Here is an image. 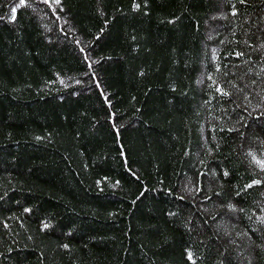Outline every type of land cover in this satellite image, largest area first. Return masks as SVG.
<instances>
[{
  "label": "trees",
  "instance_id": "obj_1",
  "mask_svg": "<svg viewBox=\"0 0 264 264\" xmlns=\"http://www.w3.org/2000/svg\"><path fill=\"white\" fill-rule=\"evenodd\" d=\"M0 264H264V0H0Z\"/></svg>",
  "mask_w": 264,
  "mask_h": 264
},
{
  "label": "snow or ice",
  "instance_id": "obj_2",
  "mask_svg": "<svg viewBox=\"0 0 264 264\" xmlns=\"http://www.w3.org/2000/svg\"><path fill=\"white\" fill-rule=\"evenodd\" d=\"M13 18H15V17L13 16Z\"/></svg>",
  "mask_w": 264,
  "mask_h": 264
},
{
  "label": "rangeland",
  "instance_id": "obj_3",
  "mask_svg": "<svg viewBox=\"0 0 264 264\" xmlns=\"http://www.w3.org/2000/svg\"><path fill=\"white\" fill-rule=\"evenodd\" d=\"M33 9V8H32Z\"/></svg>",
  "mask_w": 264,
  "mask_h": 264
}]
</instances>
